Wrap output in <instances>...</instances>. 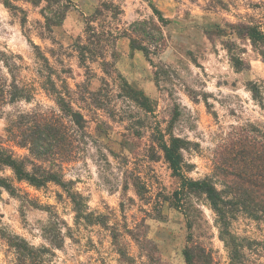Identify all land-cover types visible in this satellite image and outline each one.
Returning a JSON list of instances; mask_svg holds the SVG:
<instances>
[{
	"label": "rangeland",
	"instance_id": "obj_1",
	"mask_svg": "<svg viewBox=\"0 0 264 264\" xmlns=\"http://www.w3.org/2000/svg\"><path fill=\"white\" fill-rule=\"evenodd\" d=\"M69 1L62 24L41 36L44 4L14 1L21 14L0 0V59L19 85L35 89L30 102L2 107L0 142L28 157L5 129L31 111L61 116L70 135L64 162L53 168L64 186L34 188L9 169L0 172L14 189H0V264H185L188 246L201 247L209 264H231L205 198L186 194L183 208L174 206L179 181L155 138L182 142L187 178H209L229 200L238 197L250 159L264 156V42L240 33L247 26L264 33V0ZM103 4L113 7L96 16ZM135 23L160 31L161 47L147 57L131 51L124 36ZM30 43L48 59L58 88L65 81L62 91L82 115L84 133L39 88ZM77 45L86 48L85 63ZM0 76L10 80L1 61ZM241 211L229 227L240 246L238 264H264V224Z\"/></svg>",
	"mask_w": 264,
	"mask_h": 264
},
{
	"label": "trees",
	"instance_id": "obj_2",
	"mask_svg": "<svg viewBox=\"0 0 264 264\" xmlns=\"http://www.w3.org/2000/svg\"><path fill=\"white\" fill-rule=\"evenodd\" d=\"M14 1L17 0H2V5L12 13L18 12L24 14L22 9L12 4ZM20 1L37 8L44 4L40 8V14L43 18L41 26L43 33L41 36L44 34L49 36L52 34L54 27L62 24L70 6L69 0ZM111 7H113L112 4H103L96 11L95 15L100 16L103 14V11H110ZM155 13L159 17L158 20L164 22L160 13L157 11ZM119 14L120 11L117 9V12H114L113 16ZM91 22L93 20L87 22L86 33L92 31V27L88 25ZM25 23L26 17H23L20 20V24L23 27ZM140 25V23L132 24L128 29V33L124 34V36H127L130 41L131 51H140L147 57L150 48L156 51L161 47L162 37L158 34L160 33L158 28V33L153 35L145 31L144 28H140ZM240 33L251 42H264V33L257 27H243L240 29ZM30 44L34 50L36 60L40 62L38 76L41 81L39 88L52 98L62 116L68 117L78 131L84 133L85 121L82 115L71 108L70 103L67 101V91H62L65 81H61L63 85L58 88L52 80L48 59L37 46L32 43ZM75 48L77 49L80 62L85 63L88 60L84 55L86 48L80 45H77ZM97 54L100 56V53ZM0 55L2 57L5 56L3 53H0ZM11 58L18 59L13 56ZM0 61L10 75V80L0 76L1 112L2 107L5 105H11L20 101L30 102L35 89L26 85H19L12 76L9 63L5 59H0ZM43 72L46 75H43ZM60 72L67 74L70 71L67 69V71ZM250 92L254 99L259 98V91L254 85L251 86ZM262 109L264 110V107ZM5 132L9 135V141L13 142L15 147L26 150L29 156L18 158L12 150L3 147L2 142H0V172L4 169H9L17 182H25L34 188L44 187L48 183L64 186L59 171L53 170L54 167L60 168V163L64 162L63 158L67 156L65 149L70 146L69 128L63 122L61 116L40 111L19 113L14 120L8 121ZM155 142L162 152L172 175L179 181V189L173 194L174 206L183 208L186 203L184 199L186 194L203 196L209 208L216 216L219 238L223 241L228 251L231 264H238L241 254L240 246L236 244L235 238L230 235L229 227L238 209L242 210L241 212L248 216V218L264 224V156L250 159L249 167L244 175L245 178L242 179L243 182L236 188L241 193L238 197L229 200L226 191L217 189L211 179L205 178L194 181L183 174L182 151L184 148L179 139H171L167 143L162 135H158L155 138ZM0 189H4L10 194L14 192L13 187L8 183V179L2 176H0ZM257 191H262V193L254 195L253 193H257ZM71 200L74 205V211L77 212L81 206V199L75 196ZM8 242L15 249L20 247L12 245L11 239H8ZM183 257L185 264H209V257L201 247H186L183 251Z\"/></svg>",
	"mask_w": 264,
	"mask_h": 264
}]
</instances>
